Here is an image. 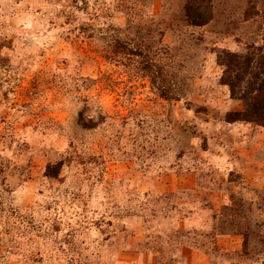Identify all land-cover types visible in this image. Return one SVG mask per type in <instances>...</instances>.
<instances>
[{"label":"rangeland","instance_id":"obj_1","mask_svg":"<svg viewBox=\"0 0 264 264\" xmlns=\"http://www.w3.org/2000/svg\"><path fill=\"white\" fill-rule=\"evenodd\" d=\"M227 53L264 0H0V264H264Z\"/></svg>","mask_w":264,"mask_h":264},{"label":"trees","instance_id":"obj_2","mask_svg":"<svg viewBox=\"0 0 264 264\" xmlns=\"http://www.w3.org/2000/svg\"><path fill=\"white\" fill-rule=\"evenodd\" d=\"M198 16L200 17V12ZM223 56L225 59L221 65L225 69L221 82L228 87L230 96L241 100L244 105L243 111L228 113L227 121L254 123L264 128V54L257 59L254 56L243 57L234 53ZM246 76L248 80L245 87H242ZM47 175L55 177L58 173Z\"/></svg>","mask_w":264,"mask_h":264}]
</instances>
